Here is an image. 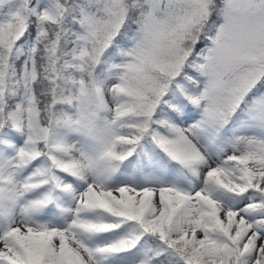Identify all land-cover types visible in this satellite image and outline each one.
Here are the masks:
<instances>
[{
	"label": "snow or ice",
	"instance_id": "obj_1",
	"mask_svg": "<svg viewBox=\"0 0 264 264\" xmlns=\"http://www.w3.org/2000/svg\"><path fill=\"white\" fill-rule=\"evenodd\" d=\"M0 264H264V0H0Z\"/></svg>",
	"mask_w": 264,
	"mask_h": 264
}]
</instances>
